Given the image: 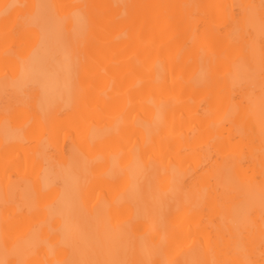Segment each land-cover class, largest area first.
<instances>
[{
  "label": "bare ground",
  "instance_id": "1",
  "mask_svg": "<svg viewBox=\"0 0 264 264\" xmlns=\"http://www.w3.org/2000/svg\"><path fill=\"white\" fill-rule=\"evenodd\" d=\"M0 264H264V0H0Z\"/></svg>",
  "mask_w": 264,
  "mask_h": 264
}]
</instances>
